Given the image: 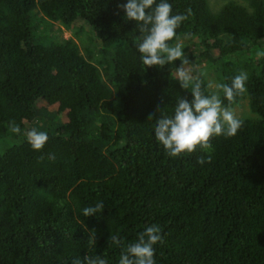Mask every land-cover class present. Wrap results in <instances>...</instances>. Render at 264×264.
Wrapping results in <instances>:
<instances>
[{
  "label": "trees",
  "instance_id": "obj_1",
  "mask_svg": "<svg viewBox=\"0 0 264 264\" xmlns=\"http://www.w3.org/2000/svg\"><path fill=\"white\" fill-rule=\"evenodd\" d=\"M244 1L213 12L209 0H169L187 15L177 37L193 40L197 57L219 61V83L247 74L232 107L246 96L258 115L240 118L232 137H211L210 150L169 157L154 139V117L170 113L179 95L191 99V86L180 87V60L139 62L135 22L118 8L124 0H0V139L23 138L0 153V264H71L85 255L118 264L123 246L151 224L162 235L156 264H264V0ZM36 6L67 28L87 23L97 53L38 31ZM190 76L211 91L205 76ZM50 101L67 120L44 130L47 142L34 151L9 124L30 129ZM99 201L100 214H81Z\"/></svg>",
  "mask_w": 264,
  "mask_h": 264
},
{
  "label": "clouds",
  "instance_id": "obj_2",
  "mask_svg": "<svg viewBox=\"0 0 264 264\" xmlns=\"http://www.w3.org/2000/svg\"><path fill=\"white\" fill-rule=\"evenodd\" d=\"M123 18L134 21L139 35L134 41L135 53L139 62L145 67L161 68L181 61L178 70L180 87L191 86V99L177 96L171 112L158 109L154 117L152 132L155 141L162 146L169 157L193 153L197 148L210 150L211 137L226 138L237 134L243 125L232 104L235 98L246 91L247 74L243 71L232 76L230 83L215 84V91H202L201 82L193 79L183 69L186 63L184 46L179 42L176 30L187 19V15L174 12L169 0H124L118 4ZM175 41V42H174ZM225 101L227 103H225ZM148 117V118H149ZM9 130L13 134L24 135L34 151H40L47 142V133L37 128L26 131L16 122H10ZM50 158H54L50 155ZM211 156L197 157L198 164L210 161ZM103 202L85 206L81 209L84 217L100 214ZM112 244L120 246L123 241L117 234L110 237ZM89 242L94 236L89 235ZM162 241L161 229L156 224L146 225L137 233L136 238L123 246L118 264H156L154 259L155 245ZM71 264H107L100 255L73 258Z\"/></svg>",
  "mask_w": 264,
  "mask_h": 264
},
{
  "label": "rangeland",
  "instance_id": "obj_3",
  "mask_svg": "<svg viewBox=\"0 0 264 264\" xmlns=\"http://www.w3.org/2000/svg\"><path fill=\"white\" fill-rule=\"evenodd\" d=\"M227 1L246 4L244 0H209L210 9L213 12H217ZM31 17L32 21L37 26L38 31L42 32L49 39L60 41L71 38L78 43L82 53L86 54V48H91L97 53L96 41L94 39L95 35L87 23L79 21L73 26L67 28L59 21H52L46 18L37 6L32 9ZM179 42L185 47L183 50L185 58L192 57V60H190L184 71L190 75L199 73L205 76L209 82L211 91H215L216 89L214 86L219 83L216 69L219 61L213 63L197 57L196 55L198 54L199 48L193 43V40L189 41L186 38L180 37ZM240 54H242L243 58L249 57L247 52H240ZM248 67L252 68L250 62H248ZM57 107V103L53 104L52 101L47 103L46 107L40 109L38 117L32 123H29L28 128L33 127L43 131H56L60 125L67 120L66 113L64 111H58ZM233 109L238 118H258V115L250 110L248 98L246 96H244L239 104L235 105ZM22 140V137L0 139V153H4L10 146L22 142Z\"/></svg>",
  "mask_w": 264,
  "mask_h": 264
}]
</instances>
